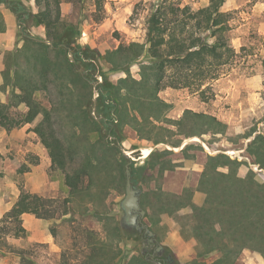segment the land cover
I'll return each mask as SVG.
<instances>
[{"label": "rangeland", "instance_id": "1", "mask_svg": "<svg viewBox=\"0 0 264 264\" xmlns=\"http://www.w3.org/2000/svg\"><path fill=\"white\" fill-rule=\"evenodd\" d=\"M14 1H21L32 14L38 11L33 0ZM61 1L60 13L64 26L60 28V33L64 34L65 28L69 30L68 36L78 45L79 55H83L87 49L100 55L96 59L97 78L104 86V96L109 97L111 87L128 75L122 71H112L111 65L104 60L105 53L130 43L145 44L151 5L161 0H102V9L96 7V0ZM209 1L181 0V3L197 10L207 6ZM222 10L230 15L231 29L228 35L229 44L235 51L234 58L222 65H205L201 73H187L185 79L179 75H184L179 69H167L163 87L158 94L160 99L170 104L165 114L167 120L178 121L186 110L202 113L213 116L226 125L222 133L207 132L198 137L185 138L177 132L176 125L161 121L156 125L170 133L166 130L154 131V138L164 137L166 142L154 145L138 138L129 126L124 127L121 132L99 129L91 121L101 119L94 108L98 94L93 88L88 101L89 91L79 82L72 89V73H62L61 76L69 88H64L61 81H53L50 74L48 89L34 93L35 101L50 111L52 128L62 148V156L56 151L55 154L64 162L62 169L52 166L51 162L47 170L49 180L59 187L53 199L55 202L47 209L54 215L53 226L57 228L59 225L61 228L58 231L57 228L56 232L66 239L63 240L64 249L58 264H117L131 252L136 257L150 258L143 253L146 245L141 234L118 230L122 215L119 203L124 197V170L129 162L133 169H147L143 174L138 173L133 177L135 185L142 190L141 199L143 196L145 199L146 214L143 222L148 226L157 222L155 229L158 241L170 246L165 245L163 259L169 255L171 264H192L197 257L198 246L187 232L186 238L180 233V223L185 224L186 230L189 228L190 222L183 217L190 214V209H181L164 218L166 214L161 206L169 198L179 195L175 191L196 188L208 157L226 155L231 160L245 163L238 168V176L243 177L252 170L256 179L264 183V169L254 165V158L246 152L255 136H264V0H225ZM26 31L34 38L47 41L44 28L37 26L32 19L26 22ZM15 39V44L10 49L0 52L2 71L16 58L22 69L31 71L24 55L12 58L24 46L19 27ZM147 47L148 44L145 45ZM51 57L54 59L56 55L51 52ZM63 59L71 63L73 61L71 54L59 56L56 61L60 63ZM148 61L149 57L144 51L137 61L126 66L129 76L140 80V65L147 64ZM34 76L39 78L36 73ZM184 82L186 86L183 85ZM9 90L1 91L5 97L4 103L8 102ZM26 111L24 105L11 109L14 115ZM41 120L42 115H39L33 123L28 124V131L34 133V128ZM106 136L123 156L128 155L125 156L128 161H121L117 154L107 156L109 164L103 161L92 171L91 181L81 175L75 184L76 191L71 195L65 176H72L76 171L83 170L87 160L94 158L92 155L102 158L103 151L99 141ZM36 137L39 139L37 135ZM176 144L179 147H173ZM185 146L188 148L182 151ZM46 150L49 153L47 148ZM146 150L147 154L150 152L148 156L145 155ZM36 163L37 160L31 153L20 157L0 154V187H10L7 191L16 192L19 187L24 186L22 172ZM149 164H152L151 168ZM220 170L226 171L224 168ZM4 171L9 173V179H3ZM198 194L202 197V204L205 195ZM64 211L69 212L66 220L61 219ZM163 219L166 220L162 224ZM1 221L2 237L15 225L10 220L5 223ZM0 246H3L2 242ZM25 254L28 259L26 264H30L31 256L44 257L42 250L38 249H28ZM219 257L220 254L213 251L204 255L202 260L206 264H212ZM54 263L56 262L52 264ZM235 264H264V258L256 251L244 249Z\"/></svg>", "mask_w": 264, "mask_h": 264}, {"label": "trees", "instance_id": "2", "mask_svg": "<svg viewBox=\"0 0 264 264\" xmlns=\"http://www.w3.org/2000/svg\"><path fill=\"white\" fill-rule=\"evenodd\" d=\"M33 1L38 9L35 14L30 13L21 1L0 0V5H4L14 15L24 41V46L16 51L12 58L19 54L24 55L26 64L31 66L33 73L22 69L17 58L2 71L0 91L10 89V92L8 102L0 103V129L22 127L33 123L42 115V120L33 131L49 150L52 166L56 165L60 169L64 166L63 159L59 158L62 156L61 143L52 128L50 111L41 107L33 98L36 91L48 89L50 74L53 81H61L64 88H69L61 76L62 73H72V86L74 85L72 89L76 88L79 82L78 84L89 91L88 101L91 99L92 89H95L98 97L95 99L94 108L101 119L91 121L99 129L121 132L124 127L129 126L136 132L138 138L150 141L154 145L166 143L164 137L154 138L152 136L154 131L166 130L170 133L156 125L161 121L176 125L177 132L185 138L198 137L207 132H224L226 125L215 117L189 110H186L182 118L176 122L167 120L165 114L170 104L160 99L158 94L163 87L167 69H179L184 73L179 75L185 79L187 73H201L205 65L210 66L213 63L222 65L234 58L235 51L229 44L228 35L231 29L230 15L222 10L225 0H210L207 6L197 10L183 5L181 0H161L151 5L147 19L146 43H130L104 55V60L111 65L112 71H122L128 75L111 87L109 97L104 96V86L97 78L96 59L100 55L90 49L79 55L78 45L68 36L69 30L65 28V33H60V28L64 26L60 13L62 1ZM95 3L98 9H102L100 5L102 0H96ZM30 19L37 26L44 28L46 42L32 37L26 31V22ZM4 30L5 24L0 14V33ZM144 51L149 61L140 65V80L137 81L129 76L126 66L137 61ZM51 52L56 55L54 59ZM65 54H71L72 63L66 59L60 63L56 61L59 56ZM34 73L39 78H36ZM185 84L184 82L183 85L186 86ZM19 105H24L27 111L20 115L12 114L11 109ZM87 117L89 118L88 115ZM99 143L103 151L102 158L92 155L94 158L87 160L83 170L76 171L72 176H65L71 195L75 193V184L81 175L91 181L92 171L103 161L109 164L107 156L113 157L117 154L121 161H128L118 147L108 141L107 136ZM187 146L182 151H185ZM55 151L60 154L59 157ZM246 152L254 158L252 162L254 165L264 169L263 135L255 136L248 144ZM243 164L245 163L231 160L226 155L208 157L196 186V191L205 195L202 204H194L193 191H188L169 198L161 206V210L167 215H173L181 209H190V214L183 217L190 222L189 228L186 230L185 224L180 223V233L186 238L187 232L189 237L197 242V257L192 264H206L202 257L213 251L218 252L220 257L212 264H235L244 249L256 251L264 258V183L256 179L252 170L243 177L238 176L237 170ZM149 167L151 168L152 164H149ZM220 168L226 171H221ZM162 169L163 167L160 170ZM130 170L135 185L133 177L138 173L143 174L147 169L144 167L133 169L130 164ZM143 198L144 196L141 199V206L144 208ZM54 202L53 199L21 193L13 208L1 221L5 223L10 220L15 225L6 234L11 232L13 236H19L24 233L20 221V215L23 213L33 214L44 220L53 219L54 215L47 208ZM67 213L68 211H64L63 215ZM156 224L157 222H152L149 226L153 233L156 232ZM120 229L118 227V230ZM168 256L161 260L163 264H166ZM128 264L152 263L139 256L133 257Z\"/></svg>", "mask_w": 264, "mask_h": 264}, {"label": "crops", "instance_id": "3", "mask_svg": "<svg viewBox=\"0 0 264 264\" xmlns=\"http://www.w3.org/2000/svg\"><path fill=\"white\" fill-rule=\"evenodd\" d=\"M0 12L4 18L5 24V31L0 33L1 52L5 49H10V47L15 44L18 25L14 15L2 4L0 5ZM1 72L2 66L0 64V86L2 85ZM4 102L5 97L3 92L0 91V103ZM26 125L10 130H0V154L18 155L20 157L26 153H31L37 160V163L32 165L29 170L22 172V179L24 180V186L22 188L19 187L16 192L13 193L7 191L10 187H0V221L4 215L13 208L21 193H29L42 198L54 199L57 190H59V187L57 188L55 183L48 178L47 170L51 166L49 153L40 139L36 137V134L28 131L29 126L28 124ZM4 138H6L5 141ZM146 152L147 150L145 153ZM149 153L145 155L148 156ZM3 174V179H7L9 173L4 171ZM188 191H193L192 202L196 205H200L202 197H199L198 193L200 192L196 191V188L181 189L180 191H175V193L180 195ZM168 217H170V215L166 214L164 218ZM67 218H69V212L61 216L62 220H66ZM164 220L166 219H163L161 222L162 224ZM20 221L24 233L19 236H13L10 232L0 238V242L3 244V246H0V264H26L28 259L25 256V252L28 249L42 250L44 254V257H39L37 255L35 257L31 256L29 259L30 264H52L53 262H56L54 264H58L61 258V252L64 249L63 240H66L56 232L57 228V231L61 229L60 226L58 225L56 228L53 226L54 221L52 219H40L30 213L21 214ZM153 234L156 243L163 247V251L165 245L170 248L167 243L165 244L158 241L157 230ZM136 256L134 252H131V254L126 256L121 262L116 263L128 264V262ZM145 260L152 263L150 261L152 260L151 257H146Z\"/></svg>", "mask_w": 264, "mask_h": 264}, {"label": "water", "instance_id": "4", "mask_svg": "<svg viewBox=\"0 0 264 264\" xmlns=\"http://www.w3.org/2000/svg\"><path fill=\"white\" fill-rule=\"evenodd\" d=\"M128 157V155H125ZM125 186H124V197L121 199L119 203V209L122 213L119 220V227L123 231H133L141 233L148 244V247L143 249V252L149 250V248L153 247L156 240L154 238L153 232L150 230L148 225L143 222L145 217V210L141 206V195L142 190L138 188L132 182L131 170H130V162L125 166ZM157 254H161L163 252V247L161 245H157L155 247ZM154 264H163L160 260H150ZM166 264H171L172 260L167 257Z\"/></svg>", "mask_w": 264, "mask_h": 264}, {"label": "flooded vegetation", "instance_id": "5", "mask_svg": "<svg viewBox=\"0 0 264 264\" xmlns=\"http://www.w3.org/2000/svg\"><path fill=\"white\" fill-rule=\"evenodd\" d=\"M145 241V247H148V244L146 242V239H144ZM157 243H154L153 247L149 248V250L143 252L146 256L149 255L151 257L152 260H163V255H164V251L161 254H157L155 247L157 246ZM144 247V248H145Z\"/></svg>", "mask_w": 264, "mask_h": 264}, {"label": "bare ground", "instance_id": "6", "mask_svg": "<svg viewBox=\"0 0 264 264\" xmlns=\"http://www.w3.org/2000/svg\"><path fill=\"white\" fill-rule=\"evenodd\" d=\"M147 153V152H146Z\"/></svg>", "mask_w": 264, "mask_h": 264}]
</instances>
